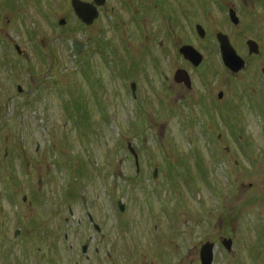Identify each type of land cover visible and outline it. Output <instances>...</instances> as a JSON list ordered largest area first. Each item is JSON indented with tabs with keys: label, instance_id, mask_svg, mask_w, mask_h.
I'll use <instances>...</instances> for the list:
<instances>
[{
	"label": "rangeland",
	"instance_id": "rangeland-1",
	"mask_svg": "<svg viewBox=\"0 0 264 264\" xmlns=\"http://www.w3.org/2000/svg\"><path fill=\"white\" fill-rule=\"evenodd\" d=\"M65 1L0 0V264H201L208 241L215 264H264V110L236 99L256 79L211 47L159 58L120 0L92 41Z\"/></svg>",
	"mask_w": 264,
	"mask_h": 264
},
{
	"label": "flooded vegetation",
	"instance_id": "flooded-vegetation-1",
	"mask_svg": "<svg viewBox=\"0 0 264 264\" xmlns=\"http://www.w3.org/2000/svg\"><path fill=\"white\" fill-rule=\"evenodd\" d=\"M80 1L89 4L90 7L92 5L93 10L94 7L98 8L100 18L90 26L77 16L73 8V0L65 1L64 5L77 21L73 28L89 29L90 39L94 41V30L99 20L106 13H115L117 5H113L111 0ZM120 1L126 5L125 9L133 14L131 21L135 25L136 35L140 34V37L145 39L152 52L153 48L156 49L158 51L156 56L159 58H172L190 63L182 53L187 46L195 48L203 55L204 47L215 48L221 57L218 36L219 34L228 36L229 43L246 64L245 70L233 75L240 76L245 71L256 79L254 84L240 90L236 99L244 101L248 106L257 107L259 111L264 110V0ZM134 1L137 2V7H134ZM63 21L65 23L61 27L70 25V21L66 18H63ZM173 82L182 89H193L192 82L190 87L177 82L175 74ZM215 95V93L209 95V102L206 94L200 96L199 100L204 105V109L213 112L216 107H219L222 100L219 99L217 103ZM233 105L238 110L239 106L234 102ZM90 216L89 220L93 223L94 220ZM96 231L100 232L98 225H96ZM80 251L88 259L89 246L83 245Z\"/></svg>",
	"mask_w": 264,
	"mask_h": 264
},
{
	"label": "water",
	"instance_id": "water-1",
	"mask_svg": "<svg viewBox=\"0 0 264 264\" xmlns=\"http://www.w3.org/2000/svg\"><path fill=\"white\" fill-rule=\"evenodd\" d=\"M73 5L78 17L84 20V22H86L87 24H91L93 20H96L98 18L97 10L95 9L94 14H92L93 10L90 9V6L87 7V4L82 3L80 0H74ZM64 23H65L64 21H61L60 25H63ZM219 39L222 40L223 60L226 66L235 73L242 70L244 68V62L238 63V60L236 58L237 56L235 57L236 54H234L227 37L222 35ZM84 46H85L84 44L79 42L74 43V49L77 55L81 54L84 51ZM16 49L19 52V54H22V51L19 47H16ZM182 53L190 62L194 64V66L198 67L202 63L203 60L202 56L192 47H185L182 50ZM175 79L179 83H185L190 86L189 74L185 70L177 71ZM18 89L19 92L23 91L22 87L20 86L18 87ZM135 89L136 86L133 85V91H135ZM219 97L220 98L223 97L222 93L219 95ZM130 151L135 156L137 166H139L138 155L131 146H130ZM157 175H158V171L156 170L154 173V177L156 178ZM119 205H120V209L124 211L125 206L122 203H120ZM223 244L228 251L232 250V240H224ZM213 260H214V244L209 242L203 245L201 249V262L202 264H212Z\"/></svg>",
	"mask_w": 264,
	"mask_h": 264
}]
</instances>
